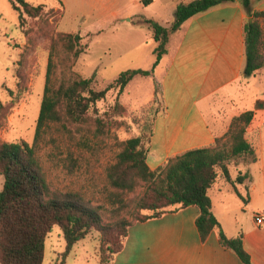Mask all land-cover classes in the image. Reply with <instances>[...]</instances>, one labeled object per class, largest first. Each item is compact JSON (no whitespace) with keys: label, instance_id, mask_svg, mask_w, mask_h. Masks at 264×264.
<instances>
[{"label":"trees","instance_id":"obj_1","mask_svg":"<svg viewBox=\"0 0 264 264\" xmlns=\"http://www.w3.org/2000/svg\"><path fill=\"white\" fill-rule=\"evenodd\" d=\"M16 1L13 7L20 13L22 28L24 15L37 17L45 7L35 6L27 0ZM234 1L194 0L181 3L171 28L155 20L144 19L156 42L153 70L167 53L171 34L184 22ZM239 1L253 19L245 25L247 64L244 76L250 77L264 68V28L261 24L264 11L253 12V0ZM144 4L149 5L150 2L144 0ZM62 7L63 17V4ZM82 40L80 34L58 33L52 41L51 52L63 43L72 66L85 51ZM50 55L34 144L26 141L0 143V175L4 179L0 190V264H43L46 239L56 225L62 228L66 241L59 264H65L74 246L93 231L101 233L99 264H112L124 249L131 226L190 206L200 210L196 225L203 241L216 231L222 246L232 249L244 264H252L244 248L243 235L237 238L227 236L213 212L209 193L219 178L235 187L238 194L236 184L250 179L247 174L233 179L230 167L257 161L255 149L246 139L254 112L247 111L234 117L227 134L216 138L212 146L188 150L155 171L147 164L151 129L146 141L137 136L122 142L115 163L107 168L110 189L107 204L94 206L78 192L51 186L38 157L37 143L45 128L52 123L60 124L67 130L73 126L90 129L92 117L89 113L98 102L106 99L109 91L116 88L119 98L136 76L148 77L151 73L143 69L127 70L105 89L97 90L94 87L95 74L89 78L70 77L54 81V53ZM118 98L113 110L121 115L126 107ZM151 103H158L157 89ZM94 121L99 131L103 132L105 122L101 118ZM136 192L137 198L129 201L128 195ZM125 211L133 213L132 220L125 218Z\"/></svg>","mask_w":264,"mask_h":264},{"label":"crops","instance_id":"obj_2","mask_svg":"<svg viewBox=\"0 0 264 264\" xmlns=\"http://www.w3.org/2000/svg\"><path fill=\"white\" fill-rule=\"evenodd\" d=\"M145 1L150 4L142 0H82V16L89 21L97 14L95 18L116 22L121 7V20L132 27L146 28L143 20L152 19L171 28L178 5L194 0ZM61 2L65 17L68 0ZM257 11H264V0H253V12ZM250 19L242 3L235 0L190 18L171 34L167 53L147 77L155 82L149 103L157 89L159 104L147 144V164L155 171L188 150L210 147L216 138L227 134L234 117L253 111L246 139L254 147L257 161L230 167L233 179L246 174L250 179L236 184L238 194L219 178L209 194L227 236L242 234L251 263L264 264V223L256 222L264 213V68L244 76L245 25ZM261 24L264 28L263 19ZM199 215L200 210L190 206L134 224L112 264H244L232 249L220 244L216 231L205 241L201 239L196 225Z\"/></svg>","mask_w":264,"mask_h":264},{"label":"rangeland","instance_id":"obj_3","mask_svg":"<svg viewBox=\"0 0 264 264\" xmlns=\"http://www.w3.org/2000/svg\"><path fill=\"white\" fill-rule=\"evenodd\" d=\"M27 1L45 7L37 17L24 15L22 28L20 13L13 7L17 1L0 0V143L34 144L50 53H54L57 82L95 74L94 87L103 90L127 70L144 69L152 75L156 61L152 34L147 27L123 22L121 7L116 22L108 17L95 18L97 14L85 21L82 0H68L62 21L61 0ZM64 32L83 37L85 51L72 66L63 43L51 52L52 41ZM154 86L153 80L136 76L119 98L116 88L109 91L106 99L90 111V129L73 126L67 130L60 124L48 125L37 143V152L51 186L78 192L94 206L107 204V168L115 163L120 144L137 136L146 141L150 133L159 109V104L149 103ZM117 98L126 107L121 115L113 110ZM95 118L105 122L103 132ZM3 183L0 175V190ZM137 195L138 192L129 194L128 200L133 202ZM123 214L127 220L133 219L130 211ZM100 245L101 233L93 231L74 246L68 264H99ZM65 249L62 228L56 225L46 239L43 264H59Z\"/></svg>","mask_w":264,"mask_h":264},{"label":"built area","instance_id":"obj_4","mask_svg":"<svg viewBox=\"0 0 264 264\" xmlns=\"http://www.w3.org/2000/svg\"><path fill=\"white\" fill-rule=\"evenodd\" d=\"M256 222H257V224H263L264 223V213H261L256 217Z\"/></svg>","mask_w":264,"mask_h":264},{"label":"water","instance_id":"obj_5","mask_svg":"<svg viewBox=\"0 0 264 264\" xmlns=\"http://www.w3.org/2000/svg\"><path fill=\"white\" fill-rule=\"evenodd\" d=\"M253 21V19H250V22H252Z\"/></svg>","mask_w":264,"mask_h":264}]
</instances>
